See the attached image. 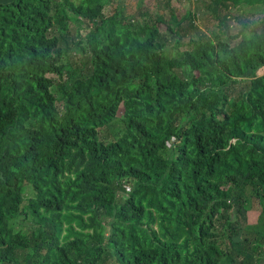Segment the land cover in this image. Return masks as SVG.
Masks as SVG:
<instances>
[{"label": "trees", "instance_id": "16d2710c", "mask_svg": "<svg viewBox=\"0 0 264 264\" xmlns=\"http://www.w3.org/2000/svg\"><path fill=\"white\" fill-rule=\"evenodd\" d=\"M197 1H0V264H264V0Z\"/></svg>", "mask_w": 264, "mask_h": 264}, {"label": "rangeland", "instance_id": "374dc122", "mask_svg": "<svg viewBox=\"0 0 264 264\" xmlns=\"http://www.w3.org/2000/svg\"><path fill=\"white\" fill-rule=\"evenodd\" d=\"M2 2H8L10 0H0ZM158 0H110V5L108 6L105 15L110 16L113 12L117 11L121 13L123 16L128 19L134 20H143L140 16V12L147 11L145 8L140 10L139 6L141 3L149 4V10L153 13L157 11V3ZM180 3L181 8L186 10H191L196 16V22L202 32L212 35L218 32L217 24L214 20L201 8L197 0H174V4L178 5ZM264 6L257 5L253 8L251 7H243L241 9H237L234 11V15L239 17L241 20L252 21L254 19H259L263 14ZM160 12V11H159ZM163 14V12H160ZM234 26V24H233ZM240 27V25H238ZM71 32L75 33V26H71ZM56 95H58V91L54 90ZM121 110V109H120ZM121 114V112H120Z\"/></svg>", "mask_w": 264, "mask_h": 264}]
</instances>
